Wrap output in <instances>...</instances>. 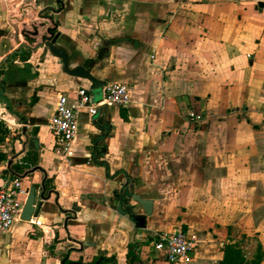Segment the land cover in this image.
<instances>
[{
    "label": "crops",
    "instance_id": "0c3cea01",
    "mask_svg": "<svg viewBox=\"0 0 264 264\" xmlns=\"http://www.w3.org/2000/svg\"><path fill=\"white\" fill-rule=\"evenodd\" d=\"M22 6L0 0V63L19 47L4 44L13 19L43 28L1 81L38 149L22 153V125L7 113L20 127L7 120L11 129H1L0 182L19 177L29 191L44 183L51 195L32 217L41 228L21 220L0 232V264H169L153 244L178 231L195 243L176 264H221L229 247L244 264H255V252L264 264V8L251 0H34L22 14ZM45 10L53 20L39 17ZM50 28L69 70L85 67L131 91L127 107L78 112L68 157L47 128L58 97L73 101L85 89L93 104L103 88L93 91L37 47ZM131 188L153 203L144 229L128 216L141 211Z\"/></svg>",
    "mask_w": 264,
    "mask_h": 264
},
{
    "label": "built area",
    "instance_id": "2783aa9c",
    "mask_svg": "<svg viewBox=\"0 0 264 264\" xmlns=\"http://www.w3.org/2000/svg\"><path fill=\"white\" fill-rule=\"evenodd\" d=\"M256 4L264 0H251ZM131 101V91L127 84L110 83L103 87L102 99L91 103V98L85 89L78 92L73 101L66 95H60L57 100L55 112L48 122L47 128L53 137L56 152L62 157L72 154V146L78 134V112L86 110L88 116L95 117L99 109L104 106L127 107ZM5 114L6 109H0V132L2 128L11 129ZM191 122L201 121V116L195 112L188 115ZM1 145V143H0ZM1 147V146H0ZM90 157V155H88ZM29 190L24 186L23 179L6 176L0 182V232H8L15 222L21 221L23 207ZM30 223L38 228L42 227L40 220L31 219ZM195 238L183 231L173 233H160L157 235L153 247L161 253L169 264H176L187 258L193 250Z\"/></svg>",
    "mask_w": 264,
    "mask_h": 264
},
{
    "label": "water",
    "instance_id": "95a60500",
    "mask_svg": "<svg viewBox=\"0 0 264 264\" xmlns=\"http://www.w3.org/2000/svg\"><path fill=\"white\" fill-rule=\"evenodd\" d=\"M15 3H22L21 13L25 12V9H34L33 1L34 0H12ZM59 3H61L59 1ZM260 7L264 8V3L259 4ZM25 7V8H23ZM40 15V14H39ZM40 18H44L41 15ZM14 21V34L11 37L10 40H5L4 44L8 45V52L12 48V44H19L18 50L12 51L9 55V57H5L2 60V63H0V100H5L4 98V85L1 81V76L5 71L8 70L9 64L14 61L13 56L17 54H21L24 49H30L31 47L26 44H21L22 40L26 39L27 41H33L36 40L40 34H39V28H43V25H37L36 21L27 22L25 15H21V17H18L16 19H13ZM55 27V24L52 23ZM58 38V35H54L53 28L47 29L46 35H43L41 37V42L37 45V47L46 46L49 51L55 56L60 58L63 61L64 71L68 73L69 75L84 78L89 80L92 83V90H101L105 82L99 81L98 79L94 78L92 75H90L89 70L85 67H78L73 70L68 69V56L67 54L62 50L55 46L56 40ZM6 101V100H5ZM6 110L13 114L21 123L22 129L21 134H17L19 138L24 139L22 143L23 151H25L26 147L28 146L30 149H38V140L36 138H30L27 134V121L21 117L19 114L15 113L11 104L6 101ZM17 139V137H15ZM21 153V154H22ZM20 154V155H21ZM28 174L24 175L23 177L26 178ZM41 189V193L38 194V191ZM130 192L132 193V200L136 202L141 211H133L132 209L128 212V216L132 223L135 225V230L138 229H144L146 228V220L147 217L152 215V205L153 203L148 200H143L140 197H138L136 194H134V190L131 188ZM46 188L44 186V183L41 185H33L29 191L28 197L26 199V202L23 207V213L21 220L24 222H29L32 217L37 218L39 213L44 207V204L48 199L50 198V195L45 196ZM59 211L63 214H66L68 211H62L59 208ZM71 218H67L63 225L64 230L67 232V224Z\"/></svg>",
    "mask_w": 264,
    "mask_h": 264
},
{
    "label": "trees",
    "instance_id": "16d2710c",
    "mask_svg": "<svg viewBox=\"0 0 264 264\" xmlns=\"http://www.w3.org/2000/svg\"><path fill=\"white\" fill-rule=\"evenodd\" d=\"M41 16L46 17V18H50L51 20H53V16H51V13L49 10H45L41 13ZM53 33L54 35L57 33V29L54 28L53 29ZM30 42H35V41H30ZM35 44V43H33ZM31 52V50H24L21 55H19L18 57H20V59L26 60L29 56V53ZM106 129V128H104ZM99 147V145H98ZM100 154H102V151L100 149H98V154L97 157L100 156ZM118 197H121L120 195ZM94 264H100V263H94ZM221 264H244V260L242 259V257L240 256V254L238 253V251H234L231 249V247L226 249L225 252V259Z\"/></svg>",
    "mask_w": 264,
    "mask_h": 264
},
{
    "label": "rangeland",
    "instance_id": "374dc122",
    "mask_svg": "<svg viewBox=\"0 0 264 264\" xmlns=\"http://www.w3.org/2000/svg\"><path fill=\"white\" fill-rule=\"evenodd\" d=\"M26 42H27V41H26ZM33 43H35V42H33ZM33 43H32V42H27V44H29V45H31V46L34 45ZM1 107H2V109H5V105H2ZM7 113H9V112H7ZM6 115H7V114H5V116H6ZM7 120L10 121V122L12 123L13 127H16V126H17V127H20V124H19V122H18L17 120H16V122H13L12 118H10V117H8V116H7ZM252 251H253V250H252ZM252 251H251V252H252ZM245 252L248 253L249 251H248V250H245ZM259 252H260V251H259ZM256 254H257V252H255L254 256H255ZM258 255H259V254H258ZM258 255H256L255 257L253 256V259H251L250 262L255 261V262H253V263L256 264L257 259H258V257H257Z\"/></svg>",
    "mask_w": 264,
    "mask_h": 264
},
{
    "label": "bare ground",
    "instance_id": "6f19581e",
    "mask_svg": "<svg viewBox=\"0 0 264 264\" xmlns=\"http://www.w3.org/2000/svg\"><path fill=\"white\" fill-rule=\"evenodd\" d=\"M27 44V42H25ZM29 45V44H28Z\"/></svg>",
    "mask_w": 264,
    "mask_h": 264
}]
</instances>
